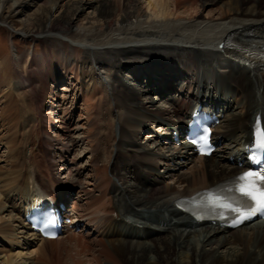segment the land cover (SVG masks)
Listing matches in <instances>:
<instances>
[{"label": "bare ground", "instance_id": "obj_1", "mask_svg": "<svg viewBox=\"0 0 264 264\" xmlns=\"http://www.w3.org/2000/svg\"><path fill=\"white\" fill-rule=\"evenodd\" d=\"M8 2L0 1L7 33L57 53L52 84H66L47 98L45 114L24 71L34 52L24 61L14 49L0 65V264H51L54 255V264H264V223L229 231L177 210L243 172L244 145L264 127V0ZM80 100L85 119L77 118ZM205 103L226 111L215 129L221 146L192 159L170 136ZM40 142L56 153L45 165ZM82 149L89 159L81 166ZM87 166L93 174L84 178ZM57 196L74 198L91 259H64V237L40 240L25 223L32 204ZM128 227L148 234L128 235Z\"/></svg>", "mask_w": 264, "mask_h": 264}, {"label": "rangeland", "instance_id": "obj_2", "mask_svg": "<svg viewBox=\"0 0 264 264\" xmlns=\"http://www.w3.org/2000/svg\"><path fill=\"white\" fill-rule=\"evenodd\" d=\"M2 1V0H0ZM15 4V0H9V2L7 3V8L13 6ZM30 5V3H28V6ZM31 6V5H30ZM43 6V3H38L37 4V7L36 9H39L40 7ZM35 6L33 5L31 8H34ZM47 8H49L50 6H46ZM51 8V7H50ZM35 9V10H36ZM210 9H207L206 11H204L203 13L206 15L208 12H209ZM7 11L8 9L5 11V15H7ZM55 11V9L53 10V12ZM59 13V11H58ZM26 25V22H25V19L22 18V19H19L15 22V27L17 29L23 27ZM7 27H5L4 24H2L0 22V65L1 63H6L8 64L7 62H11L12 58H13V50L16 49V52L20 55V57L24 58V61H26L27 57H26V54L31 51V52H34L35 56H34V59L33 61H30V65L27 66V68L24 70L26 75L29 76V77H32L33 80H34V95H35V98L36 100L38 101L39 103V106H40V110L45 114H49L51 113L50 111H48L49 109L47 107H50V103H47L49 100L47 98H49V96H53L54 94H59V90L63 88V85L66 84V83H60L59 85L55 84L54 80L52 79V74L53 72L58 69L57 67H59V65L61 64L60 62H54L53 61V58L55 57V55L57 56V53H52L50 52V49L49 47H47V45H45L43 43V41L41 40H32V39H24L20 36L18 37H14V38H11L10 37V34L7 33ZM9 58V59H8ZM11 59V60H10ZM43 67V68H42ZM53 67V68H52ZM49 70H48V69ZM46 69V71H44ZM51 70V71H50ZM45 73V74H43ZM42 74V75H41ZM51 74V75H50ZM2 76V73H0V77ZM72 76V73L70 72L69 73V76L70 77ZM46 77V78H45ZM49 78V79H48ZM44 79V80H43ZM40 80V81H39ZM81 80H79L80 82ZM54 83V84H52ZM75 84V81L73 82ZM49 84V85H48ZM44 85V86H43ZM43 86V87H42ZM48 86V87H47ZM55 86V87H54ZM51 87V88H50ZM56 88V89H55ZM36 90V92H35ZM54 93V94H53ZM2 93H0V98H1V95ZM46 94V95H45ZM53 94V95H51ZM107 98L109 97V92L107 93ZM43 96V97H42ZM47 96V97H46ZM38 97V98H37ZM42 97V98H41ZM79 97V96H78ZM45 98V99H44ZM3 99V98H2ZM39 99V100H38ZM41 99V100H40ZM44 99V100H42ZM41 102H42V106H41ZM45 102V103H44ZM79 105H78V110H76V114H77V118H81V117H84L85 119V113L82 111L83 109V105H84V101L83 100H80L79 102ZM93 103V104H92ZM90 104V106H89ZM94 102H86V108L90 109L92 108L91 106H94ZM68 107L70 105H67ZM104 108V105H101V108L100 109H103ZM87 109V110H88ZM105 109V108H104ZM103 109V110H104ZM16 115V114H14ZM85 125V121L81 122L80 126H83ZM115 132H116V135L119 134V130H118V124L117 122H115ZM158 129H156L157 131ZM36 132V135H41L42 132ZM146 134H144L143 136H141V139L144 137L145 138ZM145 140V139H144ZM21 139L19 140V142L21 143ZM35 140L32 139V142H34ZM143 141V140H142ZM35 143V142H34ZM39 144L41 146H39ZM38 144V148L40 150H43L44 149V154H38L37 155V159L44 163V165L47 163L46 161L51 158V155L53 157H55L56 153L53 152L52 150H49L47 147L45 148V144L40 142ZM44 146H43V145ZM48 152H46V151ZM44 155V156H43ZM45 156H48V157H45ZM50 156V157H49ZM89 155L85 154L84 152V149L81 150V154H80V157H79V161H78V165H80L81 163V166L82 165H85V162L87 161V159H89V157H87ZM44 157V159H43ZM46 158V159H45ZM87 158V159H86ZM82 159V160H81ZM87 163V162H86ZM102 165V163H100V166ZM87 168L89 170H87L85 172V176L84 178H87L88 177V174L90 173V175H92L93 173V169L92 167L90 166H87ZM170 182V181H169ZM161 240V239H160ZM148 242V241H147ZM69 244V245H68ZM62 246V245H61ZM68 249H67V248ZM70 249V251H69ZM74 249V250H73ZM76 249H78V252H75L77 251ZM94 249V246L92 244V240L91 238H88L87 236L83 235V234H75L74 236L73 235H67L64 237V241H63V250H62V256L64 257V259L67 257L69 258L68 261H70L72 259V257H80L81 259L83 260H89L91 259V251H93ZM65 250V251H64ZM88 250V251H87ZM91 250V251H89ZM70 252L68 255L67 253ZM90 252V253H89ZM65 253V254H64ZM86 254V255H85ZM68 255V256H67ZM79 255V256H78ZM71 258V259H70ZM67 260V259H66ZM56 261H55V255L53 256L52 258V261H51V264H54Z\"/></svg>", "mask_w": 264, "mask_h": 264}, {"label": "snow or ice", "instance_id": "obj_3", "mask_svg": "<svg viewBox=\"0 0 264 264\" xmlns=\"http://www.w3.org/2000/svg\"><path fill=\"white\" fill-rule=\"evenodd\" d=\"M261 148H264V138L261 139ZM256 174L248 172L241 179L245 180L246 183L241 187L240 191L243 196L248 197L256 202V210L264 211V191H260L255 187ZM264 178V177H262ZM220 207L229 208L230 205L220 203ZM232 211H240L238 208H231Z\"/></svg>", "mask_w": 264, "mask_h": 264}]
</instances>
